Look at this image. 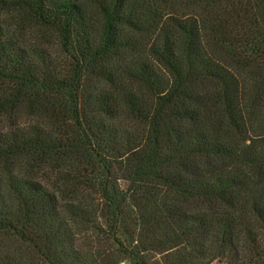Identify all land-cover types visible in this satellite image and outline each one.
Here are the masks:
<instances>
[{
  "label": "trees",
  "instance_id": "obj_1",
  "mask_svg": "<svg viewBox=\"0 0 264 264\" xmlns=\"http://www.w3.org/2000/svg\"><path fill=\"white\" fill-rule=\"evenodd\" d=\"M264 264V0H0V264Z\"/></svg>",
  "mask_w": 264,
  "mask_h": 264
},
{
  "label": "rangeland",
  "instance_id": "obj_2",
  "mask_svg": "<svg viewBox=\"0 0 264 264\" xmlns=\"http://www.w3.org/2000/svg\"><path fill=\"white\" fill-rule=\"evenodd\" d=\"M122 264H128V263H122ZM212 264H220V263L216 260Z\"/></svg>",
  "mask_w": 264,
  "mask_h": 264
}]
</instances>
